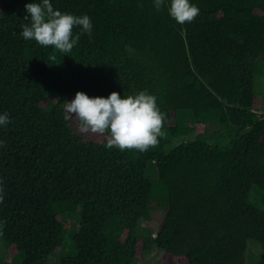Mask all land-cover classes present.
Returning <instances> with one entry per match:
<instances>
[{
	"label": "trees",
	"instance_id": "16d2710c",
	"mask_svg": "<svg viewBox=\"0 0 264 264\" xmlns=\"http://www.w3.org/2000/svg\"><path fill=\"white\" fill-rule=\"evenodd\" d=\"M33 2L0 0V264H249L248 241L264 246V0H190L200 14L184 25L170 0H50L92 22L67 54L21 36ZM78 91L154 95L166 136L107 148L66 119ZM153 211L158 229L140 233Z\"/></svg>",
	"mask_w": 264,
	"mask_h": 264
},
{
	"label": "clouds",
	"instance_id": "9594fccd",
	"mask_svg": "<svg viewBox=\"0 0 264 264\" xmlns=\"http://www.w3.org/2000/svg\"><path fill=\"white\" fill-rule=\"evenodd\" d=\"M153 3L159 11L165 0H153ZM25 11L28 15L24 19L28 22L22 26L21 36L41 47H52L67 54L78 43L79 34L73 36L76 27H80L82 33L91 35L92 22L87 15L62 13L53 7L50 0L27 3ZM167 12L180 25L192 23L200 14L199 8L190 0H170ZM63 104L66 119H75L81 134L105 137L109 149L146 152L157 147L160 139L166 136V114L157 105L156 97L145 91L123 98L117 92H111L104 98L89 97L78 91L70 102ZM10 122L7 112L0 114V126L6 127ZM5 146L6 142L0 140V147ZM3 199L4 190L0 186V203ZM2 229L3 224L0 223V235L3 234Z\"/></svg>",
	"mask_w": 264,
	"mask_h": 264
},
{
	"label": "rangeland",
	"instance_id": "374dc122",
	"mask_svg": "<svg viewBox=\"0 0 264 264\" xmlns=\"http://www.w3.org/2000/svg\"><path fill=\"white\" fill-rule=\"evenodd\" d=\"M255 91L257 93L258 96V104H257V110H258V114H261L262 112L260 111L259 107H260V103H261V98L264 99V75L260 76L257 75L255 77ZM214 124L210 125L209 130H215ZM195 135L194 133L191 134L190 136L186 137V138H177L175 140H173V145H177L180 144L182 142H185L186 140H191L194 139ZM213 140H215V138L210 139V141L212 142ZM147 175L150 179H156L157 178V173H156V169H155V164L152 163L147 171ZM256 188H254L252 190V192L255 191ZM157 203L158 207H161L162 202L160 201V199L155 201ZM264 208V207H263ZM160 210V209H159ZM152 216L155 218L153 220H146V219H141L140 223H139V232L143 233L146 226H150L154 231H156L159 227V219L162 218V213H160L159 211H153L152 212ZM76 222H78V218H76V220L74 221V223L76 224ZM73 223V225H74ZM77 225V224H76ZM61 257V254H52L50 256L49 259V263L50 264H54L56 262L59 261ZM3 258L5 259V261L7 262V264H14L11 260H10V256L8 255L7 252H4L3 254ZM162 258V254L153 252L152 254H150L149 256L146 257H141L139 259V261L136 264H155L161 261ZM246 260L249 264H264V246L261 245L260 243H258L255 240H249L248 244H247V250H246Z\"/></svg>",
	"mask_w": 264,
	"mask_h": 264
}]
</instances>
